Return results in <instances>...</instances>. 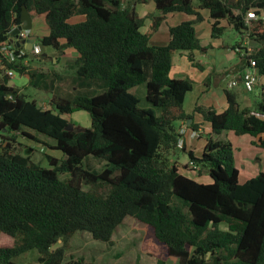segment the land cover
<instances>
[{"label":"trees","instance_id":"1","mask_svg":"<svg viewBox=\"0 0 264 264\" xmlns=\"http://www.w3.org/2000/svg\"><path fill=\"white\" fill-rule=\"evenodd\" d=\"M152 1L158 15L141 32L145 19L135 5L145 0L124 7L122 0H0V50L26 8L47 27L37 39L41 48L76 55L75 91L62 97L53 81L62 77L25 64L39 55L8 63L0 51V144L6 143L0 145V234L12 240L0 246V264H18L31 250L37 264H82L64 260V244L78 232L109 243L126 217L146 225L177 264H264V173L240 184L233 146L219 138L222 132L257 138L253 144L264 152V95L241 107L225 91L222 111L196 103L189 114L193 82L171 75L174 53L187 52L194 61L193 53L210 49L194 29L204 10L211 39L229 27L260 45L243 60L255 63L258 81L264 77V0ZM248 11L260 18L245 23ZM174 14L194 19L170 26L166 45H151V34ZM237 49L236 42L231 50ZM6 70L27 76L28 86L49 95L47 107L8 86ZM142 85L151 107L139 106ZM78 111L88 114L90 127L67 130L63 116ZM195 114L209 123L212 137L200 157L182 140L179 153L188 163L181 165L175 153L180 125L190 120L187 127L197 131L202 124L194 122ZM29 131L52 140L62 157L46 155L45 168L16 153L17 134L35 140ZM90 158L104 167L90 168Z\"/></svg>","mask_w":264,"mask_h":264},{"label":"rangeland","instance_id":"2","mask_svg":"<svg viewBox=\"0 0 264 264\" xmlns=\"http://www.w3.org/2000/svg\"><path fill=\"white\" fill-rule=\"evenodd\" d=\"M145 1L148 2L147 5L145 4L144 6H141V3H137L135 5L137 14L145 19L144 26L141 28V32L149 31L151 28V18L158 15L155 9L152 10V2L150 0ZM122 2V6L124 7L127 3L141 2V0H122ZM198 11L202 16V21L194 24L195 32L199 36L203 45L210 44L214 50L212 49L213 51L209 55L193 53L194 61H190L188 59L189 53L187 52L181 51L174 53L171 70L172 77H177L179 79L187 78L193 82V92L188 97L187 103L192 105L193 102H196L198 106L222 111L225 106L224 93L225 91H229L238 95L237 100L241 107H245L247 105L253 106L257 104L260 100V97L257 93H248L244 95L238 88H231L227 86L228 79L232 76V74H229L228 77L221 74V72L230 66L235 65L238 61V58L234 53L229 51L224 52L223 48L220 46L221 44L224 46L235 45L237 40L235 37V32L227 28L218 39H210V26L207 11ZM193 19L194 17L187 16L185 14H174L172 17L166 20V23L168 26L171 22L173 24H178L181 22H188ZM163 22L157 31L152 33V36L155 35V39H158V33H162L167 30V26L163 24ZM33 28L35 33L40 34V37L45 35L47 32L42 19H36L34 21ZM34 32L33 29L29 31H22L21 35L23 38L19 42V47L16 46L17 40L15 38H11L7 42L10 43L18 53H22V55L29 54L32 56L30 58H33L34 49L38 47L40 55L37 58L32 59L31 62L26 59L25 64L28 63V66L32 70H38L47 73L50 78L51 76L53 78V75L62 77V79L59 78V80L53 78V81H55L54 83L56 85L55 89L62 97L70 95L75 91V88L71 82L74 76V69L71 68V66H73L76 57L75 53L70 52L67 58H61L59 55H57L58 53L52 49L41 48L36 43H32V51H26L25 46H27L28 41L24 40V38L29 39L31 36L35 37L33 35ZM243 37L245 39L246 35ZM37 39L38 38L35 37L32 42L37 41ZM12 78L13 79L11 81L28 97V99L38 101V104L43 102V107H47V104L45 103L49 99V95H47L45 92H39L28 86L27 76L14 73ZM202 85H207V89ZM140 91H142V95H139ZM137 95L139 96L140 107H151L144 99L145 89L143 85L137 88ZM63 118L68 120L72 129L81 130L90 127L89 116L84 111L75 112L70 116H63ZM194 122L201 123L204 131L209 132V123L204 122L200 115H194ZM184 124L186 123H182L180 128ZM180 130H185V127H182ZM29 133L35 137V140H29L20 134L16 135L15 139L21 142L20 144L17 142L12 143L16 153H20L22 155L27 154L32 162L45 168L48 167L45 158L46 155L57 159L62 157L61 153L51 148L54 145L52 140L30 131ZM225 134V132H222L219 134V138L224 140ZM230 135L232 134L230 133ZM233 137L237 161L236 166H239L240 172L242 173L245 171L246 165H238V158H246L251 164H253L254 158L257 157L256 154L259 150L253 146H250L249 140L247 141V139L250 138L249 136H242V141H240V139L236 136ZM0 145L5 146L6 143L4 142ZM179 149L180 148H177L175 152L178 154L177 161L181 165H187V156L180 154ZM85 164L94 170H101L104 167V162H100L92 158L88 159ZM253 166L255 165L253 164ZM259 166L260 168H263V163L259 164ZM255 167L257 168L258 166ZM181 170L185 172L186 175L195 177V173H193L191 170L186 171L183 168H181ZM201 180L204 179L201 178ZM11 243L12 240L10 238L6 236L2 237L0 234V246H7ZM64 250L65 261L81 260L82 264H159V261H163V264H177L174 258L167 257L165 247L156 243L152 236V231L146 225L129 217L124 218L121 225L117 227L109 243L97 242L91 238L90 234L86 232H78L64 244ZM37 257V251L31 250L20 256L15 262L18 264H37Z\"/></svg>","mask_w":264,"mask_h":264},{"label":"crops","instance_id":"3","mask_svg":"<svg viewBox=\"0 0 264 264\" xmlns=\"http://www.w3.org/2000/svg\"><path fill=\"white\" fill-rule=\"evenodd\" d=\"M151 2H152V5H153V8H152V10H154V3H153V1L152 0H150ZM192 2H193V4H197V0H192ZM147 5L148 4V2H146V3H141V6H144V5ZM208 14V13H207ZM173 15H167V16H165V20H164V22H163V24H165L166 26H167V23H166V20L167 19H169L170 17H172ZM33 20H32V29H33V32H34V28H33V24H34V21L36 20V19H41L40 17H34V18H32ZM45 25V24H44ZM173 26V25H176V23H170V25H168L167 26V30H168V28L170 27V26ZM225 25V24H224ZM209 26H210V21H209ZM45 27H46V25H45ZM46 29H47V27H46ZM227 29V28H226ZM228 29H231V28H229L228 27ZM164 31V32H162V33H158V39H155L154 38V36H152V34H151V36L152 37H150V39H149V43L151 44V45H154V46H162V45H166L167 44V42H168V40H169V37H168V31ZM210 30V29H209ZM232 30V29H231ZM210 32V31H209ZM155 34V33H154ZM162 34V35H161ZM33 35L36 37V38H38V37H40V34H38V33H33ZM235 37H236V42L237 43H239V45H244V46H248L251 50H254V49H256V48H259L260 47V45H258L256 42H254L253 40H251V39H248V40H246V41H244V42H242L243 40H244V37L242 38V36H238L237 34H235ZM239 37H240V39H239ZM211 39V38H210ZM25 44V43H24ZM210 45V44H209ZM204 46H207V45H204ZM221 46V48H223V51L225 52H232V53H234L236 56H237V58H238V61L236 62V64L235 65H232V66H230L229 68H227V69H225L223 72H221V74L222 75H224V74H226L227 72H232L231 70H235V69H238L241 65H243L245 62L244 61H242L241 59H240V57H239V54H237V53H235L233 50H231V46H224L223 44H221L220 45ZM213 49V47L210 45V50H208L207 52H206V54H203V55H209L210 53H212V51L214 50H212ZM70 54V51L69 50H66L65 52H64V54L63 53H58L57 55H59L61 58H67L68 57V55ZM174 57V56H173ZM173 62V61H172ZM240 69V68H239ZM238 69V70H239ZM210 70H211V68H210ZM174 78H177V77H174ZM12 80V79H11ZM11 85H14L15 86V84L12 82V84ZM202 86H204L205 87V85H202ZM16 87V86H15ZM206 89H207V87H205ZM234 88H238L240 91H242L241 93H243L244 95H246V94H248V93H257L258 95H259V97H261V95L263 94L264 95V77H259V81H258V84L256 85V87L254 88V90L253 91H251V92H248V91H246L245 90V88L242 86V84H239L238 86H236V87H234ZM234 95L236 96V98L238 97V95L237 94H235L234 93ZM187 100H188V97H187ZM238 101V100H237ZM191 103H192V98H191ZM190 103V104H191ZM188 105H189V103H187ZM195 104H196V102H193V104L192 105H189L188 106V108H186V111H187V113H189V114H191V112H192V109H193V107L195 106ZM240 105V104H239ZM186 107V106H185ZM243 107V106H242ZM245 107H252V106H249V105H247V106H245ZM224 108H225V106H224ZM223 108V109H224ZM222 109V110H223ZM221 111V110H220ZM190 122L191 121H187V125H189L190 124ZM189 129V128H188ZM198 131L200 132V137L198 138V139H193L191 136H190V132H191V130L189 129V131H187L186 133H184L183 134V136L181 137V140L179 141V142H181L182 143V145H183V141L182 140H184L185 141V144L187 145V149L188 150H191L193 153H194V155L196 156V157H200V155L202 154V152H203V149H204V146L206 145V140H207V138H210V137H212V135L210 134V130H209V132H205L204 131V128L203 127H199L198 128ZM233 135V134H232ZM232 135H230V133H226L225 134V138L227 139V140H229L230 142H231V144H232V146H233V149L235 148L234 147V145H235V143H234V135L232 136ZM239 139H240V141H242L243 139V137H238ZM249 140V144H250V146H253V147H255L256 149H258L259 151H258V153L256 154V158H254V161H253V164L255 165V166H258L257 168L255 167V166H253V164H251L250 162H249V160L248 159H246V158H238V165H240L241 164V166L242 165H246V168H245V171L244 172H240V168H239V166L237 167L238 168V170H239V175H238V182L240 183V184H242V183H244V182H246L248 179H250V178H253V177H255L256 175H258L260 172H263L264 173V152L262 151V150H260L257 146H255L253 143L254 142H256L257 141V138H255V139H252V138H249V139H247V141ZM238 149V148H237ZM234 154H236L235 153V149H234ZM236 155H235V164H236ZM261 163H263V168H260V166H259V164H261ZM244 167V166H243ZM258 169H260V170H258ZM201 178L202 179H204V180H201ZM200 178V180L202 181V182H205V183H208L209 182V179L208 178H206V176H203V177H201Z\"/></svg>","mask_w":264,"mask_h":264},{"label":"built area","instance_id":"4","mask_svg":"<svg viewBox=\"0 0 264 264\" xmlns=\"http://www.w3.org/2000/svg\"><path fill=\"white\" fill-rule=\"evenodd\" d=\"M258 18H260V17H258V15H256L254 11H248L246 16H245V23H248L249 20H257ZM261 18L264 19V15H262ZM0 51H1V54L4 57V59L8 63L15 61L17 58H20L22 56V53H18L17 50L8 42H5L1 46ZM33 54L34 55L39 54V48L38 47H36L34 49ZM248 54H249V51L246 52V55H248ZM254 67H255V63L253 61H251L250 65L245 66L241 72L232 74V76L228 79V82H227L228 86L234 87L240 81L244 85V87L246 88L247 91H252L258 82V75H257V72L255 71ZM2 68H3V66H2ZM5 74L9 78H12L14 76V72L12 70H6ZM228 76L229 75H227V77ZM9 98H11V97H9ZM182 127H185V130H180ZM182 127L179 129L180 135H183L187 131V128L185 125H183ZM199 133H200L199 131H191L190 136L193 139H197L200 136ZM181 146H182V143L179 142L178 147L180 148Z\"/></svg>","mask_w":264,"mask_h":264},{"label":"water","instance_id":"5","mask_svg":"<svg viewBox=\"0 0 264 264\" xmlns=\"http://www.w3.org/2000/svg\"><path fill=\"white\" fill-rule=\"evenodd\" d=\"M20 21H21V25L18 26L16 29L12 30L11 33H10V37L12 39L15 38L17 40L16 41V46L17 47L20 46V43L19 42L22 39V35H20L21 32L22 31H29V30L32 29V19H31V16H30L29 12L26 10V8H23L22 11H21ZM34 39H35V37H33V36L29 37L28 42H27V46H25V48L27 50H31V48H32V41ZM30 57H32V56H30ZM11 84H12V81H9L8 86H10ZM39 106H40V104H39ZM66 129L67 130H71L72 129L71 128V124H69L66 127Z\"/></svg>","mask_w":264,"mask_h":264},{"label":"clouds","instance_id":"6","mask_svg":"<svg viewBox=\"0 0 264 264\" xmlns=\"http://www.w3.org/2000/svg\"><path fill=\"white\" fill-rule=\"evenodd\" d=\"M14 30V29H13ZM21 35V34H20ZM23 38V37H22ZM248 37L246 36V38L242 41V42H244V41H246V40H248L247 39ZM10 39H11V37H10ZM24 40H26V41H28V39L27 38H24ZM32 43H36L37 45H39L38 44V41H35V42H32ZM25 50L26 51H28L26 48H25ZM237 52H235V53H237V54H239V57H240V59L242 60V61H244L243 59V57H244V55H246V52L247 51H249V54H250V52H252L253 50H251L248 46H244V45H239V49H237L236 50ZM248 54V55H249ZM27 55H29V54H27ZM38 55H40V52H39V54ZM248 55H246V56H248ZM34 57V56H33ZM29 58H30V55H29ZM246 66V63H244L243 65H241L238 69H235V70H231L232 72H227L226 74H224L226 77H227V75H229V74H235V73H239V72H241L242 71V69L244 68ZM1 68H2V66H1ZM14 72V71H13ZM15 73V72H14ZM10 79H13V78H10ZM11 81V80H10ZM239 84H242L240 81L238 82V84L237 85H239ZM257 84H258V82H257ZM256 84V85H257ZM236 85V86H237ZM228 86V85H227ZM236 86H234V87H236ZM242 86L244 87V85L242 84ZM234 87H231V88H234ZM256 87V86H255ZM254 87V88H255ZM245 88V87H244ZM254 88H253V90H254ZM245 90H246V88H245ZM252 90V91H253ZM247 91V90H246ZM248 92H251V91H248ZM185 126H186V128H187V131H189V129H188V125H186V124H184ZM191 131H193V130H191ZM198 131V130H197ZM199 135H200V133H199ZM200 137V136H199ZM198 139V138H197ZM177 148H179V147H177Z\"/></svg>","mask_w":264,"mask_h":264}]
</instances>
